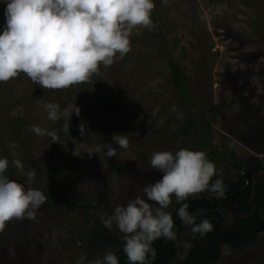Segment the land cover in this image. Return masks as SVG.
I'll return each mask as SVG.
<instances>
[{
	"label": "rangeland",
	"instance_id": "obj_1",
	"mask_svg": "<svg viewBox=\"0 0 264 264\" xmlns=\"http://www.w3.org/2000/svg\"><path fill=\"white\" fill-rule=\"evenodd\" d=\"M155 5L160 28L152 15L155 27L134 29L131 51L86 82L41 89L23 73L0 82V157L9 158L8 170L22 184L34 170L37 186L56 198L51 209L41 206L27 228L12 224L0 232V264H76L81 256L89 264L105 252L115 254L119 244L105 250L89 244L78 206L91 203L101 217L143 198L142 188L162 176L150 167L154 152L202 151L223 181L237 178L234 162L244 168L256 159L264 163V0H167L166 5L155 0ZM165 49L179 66L189 101L174 87ZM48 102L67 108L69 115L80 109L70 117L69 132L63 130L65 120L47 119ZM191 114L197 123L184 128ZM33 125L56 130L60 143L36 135ZM113 134L128 135L129 147L117 148L111 161L106 150L89 156V149L112 143ZM75 146L80 156L73 155ZM15 159L25 175L15 169ZM175 202L173 197L165 211L170 214ZM113 233L122 242V234ZM186 241V231L174 240L185 245L182 249L190 246ZM243 248L223 250L212 264H264V230Z\"/></svg>",
	"mask_w": 264,
	"mask_h": 264
},
{
	"label": "clouds",
	"instance_id": "obj_2",
	"mask_svg": "<svg viewBox=\"0 0 264 264\" xmlns=\"http://www.w3.org/2000/svg\"><path fill=\"white\" fill-rule=\"evenodd\" d=\"M0 3L5 5V24L0 28V82L23 73L41 89L63 90L88 81L101 66L107 68L131 51L134 29L151 31L155 27L151 18L155 0H0ZM161 4L166 5L167 0H161ZM44 109L48 120L66 121L63 125L66 132L71 115H80L77 106L71 115L58 103H45ZM31 130L38 136H48L52 143H60L56 130L36 125ZM79 132L81 136L86 134L83 122ZM111 139L112 143L104 144L103 148L97 146L86 152L91 156L106 150V157L112 158L117 156V148L129 147L126 134H113ZM15 147L14 143L9 145L13 156ZM73 155H81L76 146ZM12 164L25 175L19 159ZM149 164L162 176L142 188L144 197L137 196L127 205L116 206L111 215L100 217L103 227L109 231L115 227L122 234L127 264H151L156 256L153 243L160 238L175 240L173 217L165 211L173 197L180 204L177 210L180 221L190 228L193 238L197 235L203 238L213 231V223L208 219L197 223L184 201L205 191L217 199L225 193L222 177L202 151L186 148L174 153L157 151L151 154ZM8 168V159L0 157V232L13 220H34L47 199L41 190L26 186L35 182L34 170L26 173L27 179L22 184L9 178ZM243 169L242 173L248 171ZM85 259L81 256L76 264H84ZM89 264H120V261L108 251Z\"/></svg>",
	"mask_w": 264,
	"mask_h": 264
},
{
	"label": "trees",
	"instance_id": "obj_3",
	"mask_svg": "<svg viewBox=\"0 0 264 264\" xmlns=\"http://www.w3.org/2000/svg\"><path fill=\"white\" fill-rule=\"evenodd\" d=\"M4 8L5 5L0 3V28H3L5 24ZM152 15L156 28H160V22L155 20L158 19L157 11H153ZM164 54L167 57V66L169 67L174 87L184 94L186 101H189L190 96L182 85L181 71L179 66L169 57L170 54L166 49L164 50ZM98 98L102 103V97L98 96ZM196 123V116L191 114L185 122L184 128L194 127ZM205 141L206 145H209L210 140L206 139ZM230 154L234 156L233 153ZM218 156L221 157L220 155ZM107 160L111 161V158H107ZM112 166L114 168L116 167L114 165ZM233 167L238 170L244 168L243 164L239 161L234 162ZM259 169H264V163H262L260 159H257L251 165L245 168V170L252 171ZM6 174L10 179L21 183L18 179H14L15 177L10 174L9 170H7ZM223 183L225 185V193L222 197H228L244 188L246 185V180H239L238 178H235L228 181H223ZM26 186L41 190L47 197L46 203L42 207L51 209L52 204H54L53 200H56L54 193L51 190L40 188L35 182ZM212 195L213 194L208 193L206 196L193 199L188 198L186 201H184V203L188 204L187 211L196 217L194 215L196 206ZM63 201L65 200L62 199L61 202ZM179 207L180 204L175 202L174 208L170 213L174 220V231L176 234H179L183 230H187L189 237L192 238L191 240H193V246L189 247V252L185 258L178 261L177 264H212L219 256V247L230 246L234 250L240 251L243 249V247H246L247 244H249L255 237V233H253L251 229L259 225H264V172L254 174V176L250 178V182L247 187L240 194L227 199L212 198L198 208L199 210L201 209L206 211L222 208L230 211L231 213L230 221L228 223L213 224V231L208 233L203 238H200L199 235H197L196 238L193 239V234L191 233L190 228L185 226L180 221V219L175 221ZM78 208L80 209L78 214H80L82 220V227H84L83 229L85 232L84 234L87 236L89 244L92 246L101 247L104 250L110 249L111 247L114 248L115 244H119L115 254L118 257L120 264H127V258L123 253V243L121 242L120 236L117 237V235L113 233L116 230L113 228L112 231H109L102 226L100 217H96L93 214L91 203H82V205H79ZM109 214L111 215V213ZM196 222L199 223L198 221ZM29 223L30 220L28 219H24L23 221L13 220L7 223L6 226L18 224L23 228H27ZM152 247L156 251V256L155 259L151 261V264H167L174 258L176 249H174L175 247H172V250L169 249L170 240L165 238L157 239L153 243Z\"/></svg>",
	"mask_w": 264,
	"mask_h": 264
},
{
	"label": "flooded vegetation",
	"instance_id": "obj_4",
	"mask_svg": "<svg viewBox=\"0 0 264 264\" xmlns=\"http://www.w3.org/2000/svg\"><path fill=\"white\" fill-rule=\"evenodd\" d=\"M259 158V157H258ZM257 160V159H256ZM255 160V161H256ZM255 171L256 170H248V171H245L244 173H242V171L241 172H238V178H240V179H242L243 177H245V180H246V182H247V179H249V182H250V178L252 177V176H254V173H255ZM247 172V173H246ZM248 172H250V173H248ZM240 173H242V174H244L243 176L240 174ZM246 173V174H245ZM240 176V177H239ZM247 178V179H246ZM249 182H248V184H249ZM213 196V195H212ZM200 207V206H199ZM199 207H197L196 206V209H198ZM199 210V209H198ZM194 215L196 216L195 217V220L196 221H198V222H200L201 220H203V219H208V220H210L213 224H220V223H228L229 221H230V216H231V213H230V211H227V210H225V209H222V208H218V209H214V210H209V211H206V210H201L200 209V211H198V213H194ZM183 231H186V239L188 240V241H186V242H188L189 244H190V246L189 247H192L193 246V240H191L192 238H190L189 237V235H188V231L187 230H183ZM182 231V232H183ZM181 232V233H182ZM181 233H179V234H176V237L178 236V235H180ZM194 239V238H193ZM172 241V244H173V247H175L174 249H176V251H175V254H174V258L171 260V261H169L167 264H170V263H173V260L174 259H177V261H180V260H182V259H184L185 258V256L187 255V253L189 252V247H187V249H182L183 248V246L185 247V245H183L182 244V246L181 247H178L177 246V244L174 242V240H171ZM220 249H219V256H218V258L219 257H221L222 256V251L223 250H226V249H232V250H234L233 248H231L230 246H222V247H219ZM244 249V248H243ZM236 251V250H235ZM241 251V250H240ZM240 251H236V252H240ZM217 258V259H218ZM216 259V260H217ZM215 260V261H216ZM214 261V262H215ZM213 262V263H214Z\"/></svg>",
	"mask_w": 264,
	"mask_h": 264
},
{
	"label": "water",
	"instance_id": "obj_5",
	"mask_svg": "<svg viewBox=\"0 0 264 264\" xmlns=\"http://www.w3.org/2000/svg\"><path fill=\"white\" fill-rule=\"evenodd\" d=\"M261 172H264V169H259V171H258V170L255 171L254 174H257V173L259 174V173H261ZM248 173H250V172H248ZM248 181H249V179H247L246 185H245L244 188H242L240 191H238V192H236V193H234V194H232V195H230V196H228V197H219V199L232 198V197H234V196L240 194V193H241L242 191H244V189L247 187V185H248ZM212 198H217V197H216V196H210V197L206 198L202 203L198 204L197 207L202 206L204 203H206L208 200H210V199H212ZM178 219H179V217L177 216L176 219H175V221L178 220ZM263 228H264V225H261V226H257V227L252 228L251 231H252V232H256V231H258V230H260V229H263ZM170 245H171V247H172V241H171V240H170Z\"/></svg>",
	"mask_w": 264,
	"mask_h": 264
}]
</instances>
